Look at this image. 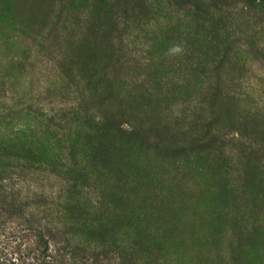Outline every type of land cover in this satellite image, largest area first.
<instances>
[{
	"label": "rangeland",
	"instance_id": "374dc122",
	"mask_svg": "<svg viewBox=\"0 0 264 264\" xmlns=\"http://www.w3.org/2000/svg\"><path fill=\"white\" fill-rule=\"evenodd\" d=\"M108 100L190 140L213 102L220 164L249 147L264 166V15L249 0H0V147L42 158L0 149V264H264V167L262 184L207 176L193 151L111 149L104 130L93 151L78 126L98 129Z\"/></svg>",
	"mask_w": 264,
	"mask_h": 264
},
{
	"label": "trees",
	"instance_id": "16d2710c",
	"mask_svg": "<svg viewBox=\"0 0 264 264\" xmlns=\"http://www.w3.org/2000/svg\"><path fill=\"white\" fill-rule=\"evenodd\" d=\"M249 8L253 10L255 14L264 15V0H249ZM91 47L89 46L88 49L91 50ZM89 57H91V55H88V60L90 61ZM71 64H74V62ZM67 65L74 67L73 65L70 64ZM92 67L93 66H91V68ZM93 80L96 82L95 85L98 86L99 81L97 79H93ZM108 85L109 86L105 85L106 87H104L105 89L104 92L107 93L108 98H113L111 93L112 92V87L110 86L111 84ZM98 92L99 89L96 88L95 94L97 95ZM116 106H117L116 101L108 100V107L105 109L106 110L104 116L105 119H103L102 121L100 120L101 122L98 123L99 125L98 129H95L94 128L95 126L93 127V125L92 124L90 125L89 123L88 126H78L79 130L85 133L83 136H78L79 138H77V140L79 141V143H82L83 146L85 145L89 148L92 147L93 151H95L93 144L96 140V136L99 130H100L99 134H101L102 130H104L107 133L104 134L105 138L107 139V142L104 146H107L111 149L113 148V146H115L113 143L117 140L116 138H118L119 143H121L119 146H121L122 148H124V146L125 147L134 146L142 151H147V152L149 151L156 152L162 150L163 152L168 153L169 154L168 156H172L173 158L179 157L176 154L179 151H182V153H184L183 152L184 150L186 153V151L188 150L191 153V155L193 151L194 153H196V155L194 156L195 159L193 161L195 162L196 165L195 168L199 170L201 169V171L203 170L200 173H204L207 176L209 175L217 176L213 173L216 174L219 173L218 175L220 176L223 175L230 176L231 174L230 169H233L235 171V174L232 175L236 177V179H238L239 182H244L246 180H249L250 177H252V175L254 174L255 178L254 177L253 178L258 180L260 184L263 183V179L262 178L260 179L259 177H263V173L261 169L264 166H260L255 162L253 163V160L255 159L252 157L251 154H249V150L247 151L249 147L246 148V150L243 151L240 150V152L237 154L238 156H232L231 160L227 158L230 164H233L232 166L233 168L231 167L228 168L227 166L224 167L223 165L220 164L219 157L217 156L219 149L215 147L216 142H218L219 139L217 138L214 132H213L214 134L211 133V130L213 128H216L218 115H219V111L216 108V106H214L213 102L210 104L205 103V105L201 104V110L195 116V118H197L194 123V126L196 127V133L194 132L195 133L194 139L192 138L191 140L190 137L188 138L187 136L183 135V133L180 134L182 130H180V133L178 131L175 132V130H173L174 127H172V125L171 127L173 129H171L168 126V122H166V127H161L159 123L155 124V123L145 122L143 124H140V122L134 121L131 114H133V109L135 107H132L131 104L129 105L130 108L128 106H124V109L122 107L117 108ZM80 121L81 120H78V118L76 119V123H79ZM146 124L148 126H146ZM201 125L208 126L209 130L208 132H206V134L201 133L200 131V127H202ZM211 125L213 126V128L211 127ZM155 132L156 135L161 136V139L157 140L156 142L152 140L153 137L151 136V134L152 133L155 134ZM260 143H264V141ZM188 145L195 149L189 148ZM3 146L4 148L2 149L4 150L5 149L8 150L9 148L18 149L19 150L18 153L22 154V156L20 157H23L25 160L29 162L38 163L42 161L41 160L42 158H40L41 154L33 152L32 149H30V147L14 148L10 146L6 147L5 145ZM257 154H259L260 156L256 159H260V158L264 159V151H262V149H259L257 151ZM186 155L188 154L186 153ZM93 161H95V157H93ZM234 163H236L235 164L236 166L234 165ZM72 164H71L72 165L71 170L68 171V173L70 174L68 175L77 176V174H79V177L77 176V180L80 182L81 181L87 182L89 179V174L85 170L84 166L78 162ZM76 186L77 183L75 186H73V188L79 187ZM245 217H247V215L241 219V223H244L243 220L247 219ZM236 224L239 225V226L237 225L239 229L237 230L236 238L238 241V245H240L239 246L240 251H242L244 249L243 248L244 242L246 241L245 237H249V234H245V232H241L240 229L242 226L239 221H236ZM244 229L246 230V228Z\"/></svg>",
	"mask_w": 264,
	"mask_h": 264
},
{
	"label": "clouds",
	"instance_id": "9594fccd",
	"mask_svg": "<svg viewBox=\"0 0 264 264\" xmlns=\"http://www.w3.org/2000/svg\"><path fill=\"white\" fill-rule=\"evenodd\" d=\"M172 51L173 52H178V51H180V49L177 47V48L172 49Z\"/></svg>",
	"mask_w": 264,
	"mask_h": 264
}]
</instances>
